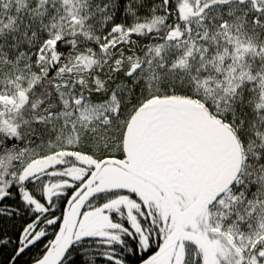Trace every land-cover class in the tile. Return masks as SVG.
I'll use <instances>...</instances> for the list:
<instances>
[{"label": "snow or ice", "instance_id": "1", "mask_svg": "<svg viewBox=\"0 0 264 264\" xmlns=\"http://www.w3.org/2000/svg\"><path fill=\"white\" fill-rule=\"evenodd\" d=\"M0 264H264V0H0Z\"/></svg>", "mask_w": 264, "mask_h": 264}]
</instances>
